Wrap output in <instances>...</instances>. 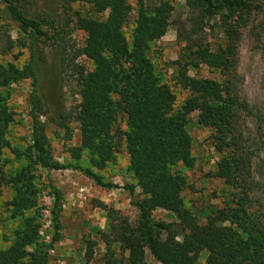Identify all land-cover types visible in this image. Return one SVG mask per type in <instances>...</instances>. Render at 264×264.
<instances>
[{"label":"trees","instance_id":"16d2710c","mask_svg":"<svg viewBox=\"0 0 264 264\" xmlns=\"http://www.w3.org/2000/svg\"><path fill=\"white\" fill-rule=\"evenodd\" d=\"M188 29L177 30L175 41L182 43L176 81L188 93L175 108L174 95L155 72L149 59L150 46L169 27V3L146 6L137 0L129 42L122 28L131 7L128 0H90L89 14H75L73 27L84 34L78 56L92 66L76 70L79 99L74 121L79 144L68 147V157L52 159L39 121L42 112L38 71L44 64V48L57 36L54 22L34 10V0H0V21L14 26L16 37L0 41V55L13 49L25 50L27 60L20 67L0 64V188L8 186L13 195L5 205L9 220L16 223L6 248L0 250V264H48V252L59 241L56 216L62 197L45 176L52 234L47 243L39 236L38 199L41 189L35 171H78L97 186L112 189L98 174L114 161L118 140L123 138L128 158L127 171L134 184L125 186L130 205L137 212L134 226L109 213V233L102 234L104 264H142L147 252L158 264H196L205 253L204 264H264V215L252 211L254 193L264 194V114L246 105L235 86L236 54L240 29L264 0H185ZM106 14L103 20L92 15ZM70 22V21H66ZM67 27V23L63 25ZM215 32L219 42L210 43L205 33ZM17 56H13L15 60ZM199 66L218 72L220 81L187 75ZM30 81V142L22 150L11 148L6 139L13 113L6 101L10 87ZM125 117L126 130L113 133L117 115ZM196 114L195 124L211 131L209 142L218 155L213 177L232 189L229 201L199 224L183 204L186 187L183 171L191 170V138L186 126ZM60 121L63 119L59 115ZM65 139L70 132L63 123ZM10 151L19 163L4 172L9 163L3 151ZM84 155L82 166L81 157ZM254 156L257 161L254 164ZM254 167V168H253ZM138 189L140 199L133 197ZM33 212L31 215L27 213ZM164 211L173 222L155 220L153 213ZM120 245L127 257H115L109 248ZM92 255L91 244L86 259Z\"/></svg>","mask_w":264,"mask_h":264},{"label":"rangeland","instance_id":"374dc122","mask_svg":"<svg viewBox=\"0 0 264 264\" xmlns=\"http://www.w3.org/2000/svg\"><path fill=\"white\" fill-rule=\"evenodd\" d=\"M88 1L90 0H34L36 13L46 16L54 22L57 36L44 48L45 62L39 67L38 89L42 112L39 121L44 125V133L50 148L52 159L62 163L68 157L65 150L79 144V132L74 121V112L79 99L76 95V70L92 69L91 64L82 56H78L84 40V34L73 27L74 15L85 16L89 14ZM137 0H128L131 7L127 23L122 28L126 42H129L130 31L133 25L134 9ZM159 1L169 3L172 8L169 27L165 35L150 46L149 59L155 72L161 77L174 95V107L177 108L187 98L188 93L180 88L176 81L177 68L173 62L178 59L182 43L175 41L176 32L188 29L186 22L188 9L185 0H143L150 7ZM93 18L103 20L106 14L92 15ZM70 21V22H66ZM67 23V27H64ZM240 40L236 54L235 86L239 98L255 110L264 114V4L252 10L244 27L240 29ZM210 43H218L215 32L205 30ZM9 35L15 39L14 26L0 21V41ZM13 56H17L13 60ZM27 60L25 50L13 49L6 55H0V64L12 63L20 68ZM187 75L196 79H210L220 81L218 72H212L199 66L196 70H189ZM32 88L30 81L25 80L10 87V95L6 101L8 109L13 113V122L8 126L6 139L11 148L22 150L30 142V95ZM59 115H62L60 121ZM196 114L189 116L186 131L191 138V155L194 166L191 170L183 171L186 187L182 193L183 204L187 210L203 224L207 217L223 204L229 201L232 189L223 181L214 178L215 164L218 155L210 146L211 131L195 124ZM63 123L70 132V140L65 139V130L58 125ZM126 130L125 117L119 113L113 127V133L119 132L117 137ZM118 140L114 161L104 170L98 172L104 183L114 186L106 189L97 186L92 180L86 178L78 171L60 170L43 172L35 171L36 183L41 189L38 199V222L40 223V239L47 243L52 234L49 216L50 198L46 187L45 176L48 175L52 185L62 197L60 212L56 216L59 226V241L48 252V264H104L105 245L101 235L109 233V213L117 219L125 220L134 226L137 212L130 205V196L124 190L125 186L133 185L134 181L127 171L128 158L125 152L123 138ZM3 159L9 161L4 166L7 174L19 165L10 151H3ZM84 155L81 165L84 166ZM257 161L254 156L253 163ZM254 168V167H253ZM12 191L8 186L0 188V250L8 245L11 231L16 223L9 220L8 208L5 205L12 198ZM133 197L140 199L138 189H134ZM252 211L264 215V194L254 193ZM34 211L26 215L33 214ZM155 220L173 222L171 215L164 211L153 213ZM91 244L92 255L86 259V250ZM115 257H127V252L120 245L109 247ZM205 253H202L196 264H204ZM142 264H158L145 252Z\"/></svg>","mask_w":264,"mask_h":264}]
</instances>
